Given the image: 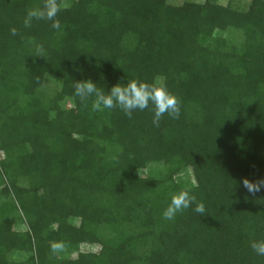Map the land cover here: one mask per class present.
Returning <instances> with one entry per match:
<instances>
[{
	"label": "trees",
	"instance_id": "obj_1",
	"mask_svg": "<svg viewBox=\"0 0 264 264\" xmlns=\"http://www.w3.org/2000/svg\"><path fill=\"white\" fill-rule=\"evenodd\" d=\"M44 2L0 0V264H264V187L242 184L264 180V0H57L59 30L25 28ZM88 79L163 84L180 116L93 111ZM184 190L206 215L163 219Z\"/></svg>",
	"mask_w": 264,
	"mask_h": 264
},
{
	"label": "clouds",
	"instance_id": "obj_2",
	"mask_svg": "<svg viewBox=\"0 0 264 264\" xmlns=\"http://www.w3.org/2000/svg\"><path fill=\"white\" fill-rule=\"evenodd\" d=\"M57 0H45L42 6L29 9L24 20L25 28L31 27L33 20L49 21L54 30L61 28L57 15L60 11ZM11 34L16 35V30L12 29ZM38 53H43V48L38 47ZM74 95L79 97L82 103H86L89 98L94 97L91 108L93 111H103L105 109H119L129 118L136 111L151 109L153 112V124L159 122L165 114L174 119H178L181 113L180 101L172 94L165 85L153 82L148 83L139 79H126L125 83L117 82L109 91H100L97 84L92 80L76 81L74 84ZM243 187L249 193H256L264 187V180L253 183L248 179L242 181ZM193 205L195 207L193 208ZM192 208L199 216L206 215L203 203H197L196 197L190 191H179L171 196L167 208L162 216L165 220H173L177 214ZM250 247L257 256L264 257V239L250 242ZM61 243L52 245L53 253L62 250Z\"/></svg>",
	"mask_w": 264,
	"mask_h": 264
},
{
	"label": "rangeland",
	"instance_id": "obj_3",
	"mask_svg": "<svg viewBox=\"0 0 264 264\" xmlns=\"http://www.w3.org/2000/svg\"><path fill=\"white\" fill-rule=\"evenodd\" d=\"M205 0H168V3L171 4V5H174V6H179V5H182L183 3L185 2H197V3H202L204 2ZM251 0H234V5L238 6L239 8L241 9H246L248 7V4ZM216 3H218L219 5H223L225 6L229 0H215ZM233 39L235 40V42H239L240 41V35L238 33H234L233 34ZM59 82L54 80V79H51V78H47L45 80V86L48 90H53V89H56L57 86L59 85L58 84ZM1 157V155H0ZM139 173V176L140 177H147V170H139L138 171ZM190 177H191V182L195 183V179H194V173L189 170L188 171ZM16 229L18 230H21L23 228V225L21 224H16L15 225ZM81 250L82 251H97L98 248L97 247H94V246H91V247H81ZM76 255H73L72 257L75 258Z\"/></svg>",
	"mask_w": 264,
	"mask_h": 264
}]
</instances>
